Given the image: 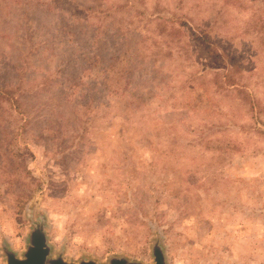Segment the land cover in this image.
I'll use <instances>...</instances> for the list:
<instances>
[{"label": "rangeland", "instance_id": "1", "mask_svg": "<svg viewBox=\"0 0 264 264\" xmlns=\"http://www.w3.org/2000/svg\"><path fill=\"white\" fill-rule=\"evenodd\" d=\"M124 2L0 0V264H264V0Z\"/></svg>", "mask_w": 264, "mask_h": 264}, {"label": "trees", "instance_id": "2", "mask_svg": "<svg viewBox=\"0 0 264 264\" xmlns=\"http://www.w3.org/2000/svg\"><path fill=\"white\" fill-rule=\"evenodd\" d=\"M139 6H143V0H139ZM132 10L133 7L130 5V0H125L124 3L116 4L115 12H126L128 10ZM139 13H142L138 10ZM204 35V36H203ZM195 39L201 41L203 44V49L209 59L215 62H220L224 65V72L221 74L218 73L215 76L221 75L225 79V84L227 86H233V79L236 75L240 76L241 70L239 67V62L236 61L231 55L226 54L224 52L217 51L216 48L211 45L207 34L202 29L198 30V33L195 34ZM15 91L11 88H3L0 86V101H5L10 103L11 105L17 104L18 100L14 96Z\"/></svg>", "mask_w": 264, "mask_h": 264}, {"label": "water", "instance_id": "3", "mask_svg": "<svg viewBox=\"0 0 264 264\" xmlns=\"http://www.w3.org/2000/svg\"><path fill=\"white\" fill-rule=\"evenodd\" d=\"M43 257V252L37 253V251H32L28 257V259L24 262H13L12 264H43L42 263V258ZM157 264H161L158 262Z\"/></svg>", "mask_w": 264, "mask_h": 264}]
</instances>
